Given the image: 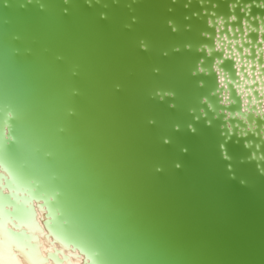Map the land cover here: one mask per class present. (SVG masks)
Wrapping results in <instances>:
<instances>
[{
	"label": "water",
	"instance_id": "95a60500",
	"mask_svg": "<svg viewBox=\"0 0 264 264\" xmlns=\"http://www.w3.org/2000/svg\"><path fill=\"white\" fill-rule=\"evenodd\" d=\"M169 6L171 0H0V107H19L17 159L63 185L70 207L116 264H264V174L246 161L249 150L235 136L234 172L226 173L217 150L222 121L200 103L214 73L192 75L193 57L183 51L160 55V47L190 35L165 29ZM132 15L137 20L128 27ZM140 36L153 39V51L138 49ZM229 64L235 61H226V80L238 71ZM155 89L175 96L160 100ZM230 95L239 102L232 111L244 107L243 91ZM10 127L3 131L16 139ZM39 208L51 214L53 206Z\"/></svg>",
	"mask_w": 264,
	"mask_h": 264
},
{
	"label": "snow or ice",
	"instance_id": "6c2138e0",
	"mask_svg": "<svg viewBox=\"0 0 264 264\" xmlns=\"http://www.w3.org/2000/svg\"><path fill=\"white\" fill-rule=\"evenodd\" d=\"M177 3L178 0H171L172 6L167 8L163 25L171 36L190 35L160 47V55L168 57L183 51L193 57L192 75L214 73L213 86L200 103L213 109L215 117L222 121L219 124L222 139L217 150L225 171L234 172L229 142L235 136L243 148L249 150L246 161L264 174V0H182L179 16L175 14ZM99 16L105 19L107 14L100 12ZM136 20L135 15L130 16L126 26L131 27ZM136 43L138 49L146 53L156 47L149 36L138 37ZM226 61H235L234 66L229 64V70L238 69L227 80ZM153 72H159V68L153 67ZM258 82L259 88L256 87ZM198 85L203 86L204 81H199ZM244 85H249L247 90ZM233 88L243 91L247 97L243 100L244 107L236 111L229 107L239 103L231 98ZM225 89L229 92L225 93ZM151 95L164 100L174 97L175 92L155 89ZM169 107L176 105L169 104ZM0 108L6 115V119L0 120V264H88V258H92L94 264H116L95 230L70 207L63 185L49 184L42 174L19 163L16 148L20 139L14 128L19 107L7 101ZM199 113L201 117L206 116L205 108L200 107ZM67 114L73 115L74 109L69 108ZM148 122L154 123L152 119ZM206 122L211 124L212 120ZM5 126H11V136L16 139H10L3 131ZM172 127L179 130L181 124L177 122ZM185 127L192 132L197 130L190 122ZM162 139L164 143L171 142V137ZM180 166L175 164L177 168ZM156 170L159 171V167ZM25 185L29 187L25 189ZM9 204L13 205L11 216ZM39 205H52L51 214L42 213ZM14 256L25 259H13Z\"/></svg>",
	"mask_w": 264,
	"mask_h": 264
},
{
	"label": "bare ground",
	"instance_id": "6f19581e",
	"mask_svg": "<svg viewBox=\"0 0 264 264\" xmlns=\"http://www.w3.org/2000/svg\"><path fill=\"white\" fill-rule=\"evenodd\" d=\"M13 259H25V257H23V256H19V257H16V256H14V257H12Z\"/></svg>",
	"mask_w": 264,
	"mask_h": 264
}]
</instances>
